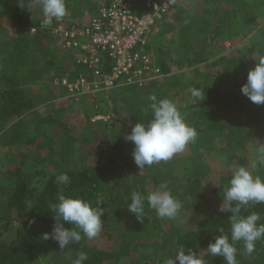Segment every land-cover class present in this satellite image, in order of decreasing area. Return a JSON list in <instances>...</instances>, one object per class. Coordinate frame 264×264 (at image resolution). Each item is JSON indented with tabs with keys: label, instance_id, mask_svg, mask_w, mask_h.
Masks as SVG:
<instances>
[{
	"label": "trees",
	"instance_id": "1",
	"mask_svg": "<svg viewBox=\"0 0 264 264\" xmlns=\"http://www.w3.org/2000/svg\"><path fill=\"white\" fill-rule=\"evenodd\" d=\"M181 1L182 10L163 24L166 47L157 43L155 48L150 43L146 47L161 78L142 88L127 85L112 101L113 112L119 114L118 107L123 112L117 130L110 124H92L80 111L63 113L73 102L54 81H74L85 75L86 68L40 27L45 18L40 0H0L10 27L0 40V264H36L55 255L68 256L59 264H73L80 251L89 257L84 264H165L181 247L186 253L194 251L206 264H226L223 257L204 251L221 235L219 227L230 238L231 213L220 212L219 205L227 188L224 183L228 185L231 177L211 187L207 176L218 168L231 173L236 161L264 180V165L250 168L264 146V104L251 102L240 91L248 71L264 56V0ZM253 24L257 40L252 35L234 38L235 43L255 41L248 53L239 50L241 46L225 51L216 41L244 26L254 30ZM216 47L219 53L214 52ZM181 68L192 75L183 83L171 77ZM176 82L177 89L171 86ZM191 88L203 90L204 99L194 100ZM150 95L172 100L198 135L171 160L139 169L132 157L134 144L125 136L137 122L152 120ZM223 138L232 142L225 144ZM244 146L252 148L251 159L231 156ZM227 150L229 156L224 154ZM61 173L69 176L68 185L57 182ZM165 182L181 202L178 219L158 218L145 201L146 217L137 221L126 208L132 192L147 196ZM61 189L65 196L103 208L101 235L84 237L64 249L43 239L53 230L49 205L57 202ZM252 212L260 214L258 223H264V204H250L241 215ZM235 246L238 264H264V239L256 242L251 255L245 254L243 241Z\"/></svg>",
	"mask_w": 264,
	"mask_h": 264
},
{
	"label": "clouds",
	"instance_id": "2",
	"mask_svg": "<svg viewBox=\"0 0 264 264\" xmlns=\"http://www.w3.org/2000/svg\"><path fill=\"white\" fill-rule=\"evenodd\" d=\"M44 25L49 26L53 20H62L67 14L65 0H40ZM21 7L23 5L21 4ZM191 97L194 100H203L204 91L191 88ZM241 93L257 104H264V56H261L255 67L248 71L247 82L241 86ZM149 105L153 118L147 124L137 122L131 132L125 136L126 141L134 144L132 157L134 163L142 169L154 163L169 161L174 155L184 152L186 146L194 142L198 133L194 127L189 126L181 115L175 103L170 99L158 100L150 95ZM264 165V146H260L258 154L250 164L251 169ZM57 182L63 185L70 183L67 174L61 173ZM63 189L57 196V202L50 204L55 224L51 233H44L43 239L56 241L61 249L73 243H79L84 237L94 239L103 233L101 219L104 210L93 207L89 201L79 197L65 196ZM145 201L148 208L155 210L160 219L172 220L181 210V202L174 198L168 189L167 183H161L159 190L152 191L147 196L133 191L127 210L134 214L137 221L143 222L146 217ZM100 201H97L99 204ZM250 204H264V180L253 176L249 167L240 166L236 162L231 166L229 186L223 192V201L219 205L222 213H231L229 216L230 238L223 227L218 231L221 235L209 243L204 251L211 256L223 257L226 264H238L236 243L243 241L245 254L251 255L255 251L258 240L264 239V223H258L261 216L252 212L247 216L241 215L242 209L247 210ZM34 222V221H33ZM65 224L70 227H65ZM88 254L80 251L73 264H84ZM206 264L202 257L189 249L187 253L181 247L174 259L165 261V264Z\"/></svg>",
	"mask_w": 264,
	"mask_h": 264
},
{
	"label": "built area",
	"instance_id": "3",
	"mask_svg": "<svg viewBox=\"0 0 264 264\" xmlns=\"http://www.w3.org/2000/svg\"><path fill=\"white\" fill-rule=\"evenodd\" d=\"M179 1L110 0L107 6L80 24L67 23L63 18L45 26V18L41 20L40 27L48 29L60 40L61 47L76 56L74 59L86 68L85 75L71 82L55 80L54 86L64 87L76 103L87 96L127 85L142 88L147 82L161 78L146 52L148 38ZM104 58L107 62H103ZM106 64L108 72L104 73L102 68ZM90 122L107 124L109 118L94 116Z\"/></svg>",
	"mask_w": 264,
	"mask_h": 264
},
{
	"label": "rangeland",
	"instance_id": "4",
	"mask_svg": "<svg viewBox=\"0 0 264 264\" xmlns=\"http://www.w3.org/2000/svg\"><path fill=\"white\" fill-rule=\"evenodd\" d=\"M109 2L110 0H65L67 14L65 15L64 19L67 21V23H71V24H73L74 22L78 23L81 21L86 22L100 9L107 6ZM1 11L2 10L0 8V40H3L6 38L7 31L10 29V27H9L8 21L5 19ZM168 15L169 14L163 17L161 23L149 34L148 42L150 43V46L153 48H155V46L157 47V45L163 48V47H166V44H168L167 43L168 41L165 38L167 35L164 32V30L167 28L164 27L163 25L164 21L168 18ZM252 27L254 28V30L251 27L248 28V26L241 27L240 30L230 32L229 35H226L228 37H222L216 41L218 44L223 43V47L225 51H228L229 49L234 50V48L239 49L238 46H241L239 50H241L244 53L245 52L248 53V51H250L249 48H251L255 42L254 40H257L256 35H258L256 34L257 33L256 25L253 24ZM251 35L254 38V40H250V38H247L245 40L243 39L242 42L240 41H237V43L234 42V38L236 36L250 37ZM153 48H152V52H154ZM214 52L219 53V50L217 47L214 49ZM218 67L220 68V66ZM188 76L192 77V75H190L188 71L184 68L173 70L171 72V77H173L176 81H179L180 83H183L184 81H186ZM173 85L174 87H176V89L179 88L178 87L179 83L176 82V84H172L171 86L173 87ZM188 89H183V90H188ZM119 90L122 91L124 90V88H121ZM119 92H115L114 90H112L108 92L97 93L93 96H87L84 99L82 98V102L80 103L74 102L72 104L70 103L69 106L66 105L64 107L63 113L67 114L68 111L72 113L76 111H80L81 113L86 114L89 119L90 118L92 119V117L99 116V115L105 116L109 118V123H107V125L108 124L111 125L109 127L110 129L120 130L122 123H120V121L118 122V120H121L123 122L122 120L123 112L120 107H118L117 109V112L119 114H116L112 110L113 109L112 101L115 102L116 100H118L121 94V92L120 93ZM122 109L124 110V108ZM92 124H98V122L92 123ZM99 124H102V123H99ZM223 139L225 140L224 141L225 144L232 142V139H230L229 141L226 138H223ZM224 154L225 156H229L228 150L224 151ZM252 155H255L252 152V148L250 146H246V147L244 146L242 148H238L234 150L231 156L237 159L241 157L251 159ZM230 159H231L230 157L225 158L226 161H229ZM0 161H1V157H0ZM216 171H218L216 174H209L207 176L208 184H211V187L218 186L219 182H222V180H224L225 182V178L231 177L230 172L229 173L227 171L224 172L219 168ZM224 184H225L224 186H227V187L229 186V184L227 185V182H225ZM177 219L178 218H176L175 220ZM176 226H179V224H176L175 227ZM67 258H68L67 255H63L59 258L57 255H55V256H50L48 258H45V260H41L37 262L36 264H59V262H61L64 259L67 260Z\"/></svg>",
	"mask_w": 264,
	"mask_h": 264
},
{
	"label": "crops",
	"instance_id": "5",
	"mask_svg": "<svg viewBox=\"0 0 264 264\" xmlns=\"http://www.w3.org/2000/svg\"><path fill=\"white\" fill-rule=\"evenodd\" d=\"M183 6H184V3L181 1V2L179 3V5L174 9V11L169 13V16H168L167 19H171V17H170L171 14L176 15L177 12H178ZM181 10H182V9H181ZM124 88H125V87H124ZM119 89H121V88H119ZM119 89H116V90H114V91H115V92H119V91H120ZM120 92H122V91H120ZM83 99H84V98H83ZM72 102H73V101H72ZM80 102H82V100H80L79 103H80ZM73 103H74V102H73ZM83 114H84V113H83ZM84 115H86V114H84Z\"/></svg>",
	"mask_w": 264,
	"mask_h": 264
}]
</instances>
